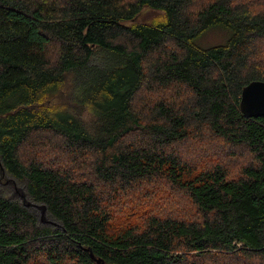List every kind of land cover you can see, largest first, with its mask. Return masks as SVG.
I'll list each match as a JSON object with an SVG mask.
<instances>
[{
	"label": "trees",
	"instance_id": "obj_1",
	"mask_svg": "<svg viewBox=\"0 0 264 264\" xmlns=\"http://www.w3.org/2000/svg\"><path fill=\"white\" fill-rule=\"evenodd\" d=\"M253 81L264 0H0V264H264Z\"/></svg>",
	"mask_w": 264,
	"mask_h": 264
},
{
	"label": "rangeland",
	"instance_id": "obj_2",
	"mask_svg": "<svg viewBox=\"0 0 264 264\" xmlns=\"http://www.w3.org/2000/svg\"><path fill=\"white\" fill-rule=\"evenodd\" d=\"M155 15V12L150 10H144L140 17L141 20L151 19ZM227 32L211 29L205 33V36L197 39L198 44L203 47H211L219 44H223L227 39ZM14 102H7V104H13ZM87 114H84V118H88ZM0 196L19 203L29 213H31L36 219L37 226L40 229H49L51 231L61 230V224L55 218H53L44 205L33 201L28 195L26 190V181L18 180L0 170Z\"/></svg>",
	"mask_w": 264,
	"mask_h": 264
},
{
	"label": "water",
	"instance_id": "obj_3",
	"mask_svg": "<svg viewBox=\"0 0 264 264\" xmlns=\"http://www.w3.org/2000/svg\"><path fill=\"white\" fill-rule=\"evenodd\" d=\"M239 110L248 118L264 117V82L253 81L242 89Z\"/></svg>",
	"mask_w": 264,
	"mask_h": 264
}]
</instances>
